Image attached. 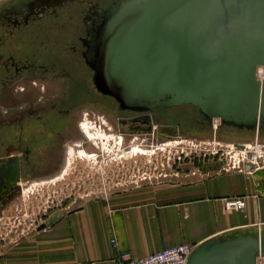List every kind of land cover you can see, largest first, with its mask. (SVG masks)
<instances>
[{
	"label": "water",
	"instance_id": "1",
	"mask_svg": "<svg viewBox=\"0 0 264 264\" xmlns=\"http://www.w3.org/2000/svg\"><path fill=\"white\" fill-rule=\"evenodd\" d=\"M83 56L122 110L191 105L208 122L264 131V0H111ZM258 252L264 236L236 234L197 246L186 264H256Z\"/></svg>",
	"mask_w": 264,
	"mask_h": 264
},
{
	"label": "flooded vegetation",
	"instance_id": "2",
	"mask_svg": "<svg viewBox=\"0 0 264 264\" xmlns=\"http://www.w3.org/2000/svg\"><path fill=\"white\" fill-rule=\"evenodd\" d=\"M110 1L0 0V212L23 181L56 176L73 147L99 138L84 120L89 106L114 101L117 110L108 107L106 117L118 116L122 129H116L125 136L153 127V112L160 108L120 109L95 88L85 62ZM211 122L200 118L191 130L203 132Z\"/></svg>",
	"mask_w": 264,
	"mask_h": 264
},
{
	"label": "crops",
	"instance_id": "3",
	"mask_svg": "<svg viewBox=\"0 0 264 264\" xmlns=\"http://www.w3.org/2000/svg\"><path fill=\"white\" fill-rule=\"evenodd\" d=\"M231 198H243L244 210H226ZM236 234L264 236V168L226 173L207 163L172 184L131 188L54 215L3 251L0 264H118L123 253L139 259Z\"/></svg>",
	"mask_w": 264,
	"mask_h": 264
},
{
	"label": "rangeland",
	"instance_id": "4",
	"mask_svg": "<svg viewBox=\"0 0 264 264\" xmlns=\"http://www.w3.org/2000/svg\"><path fill=\"white\" fill-rule=\"evenodd\" d=\"M108 102L99 101L84 111V120L99 138L95 135L81 147H73L60 175L23 181L19 193L0 212V254L45 228L54 215L75 210L89 200L131 188L172 184L207 163L218 165L223 172L237 159V149L227 146L228 142L264 144V133L221 127L218 119L205 131L192 132L200 117L191 105L160 108L153 112L155 122L149 131L125 136L116 129H122L118 116L109 113L111 117H106L108 107L117 110L114 101L112 105ZM134 147L144 148L146 153L138 154ZM80 151L93 157L82 156Z\"/></svg>",
	"mask_w": 264,
	"mask_h": 264
},
{
	"label": "built area",
	"instance_id": "5",
	"mask_svg": "<svg viewBox=\"0 0 264 264\" xmlns=\"http://www.w3.org/2000/svg\"><path fill=\"white\" fill-rule=\"evenodd\" d=\"M259 70V69H258ZM258 72V71H257ZM263 73V71H262ZM258 78V75H257ZM264 78V77H263ZM263 80V79H261ZM216 127V126H215ZM227 145V144H226ZM237 149L236 157L232 162L227 164V168H223V172H249L244 169V165H255L253 170L264 168V144H243L242 148H237L233 144L227 145ZM248 147V148H247ZM260 164L262 166H260ZM251 170V171H253ZM224 207L226 210L243 211L245 208V202L243 198H231L224 200ZM41 230H44L42 228ZM111 243L115 245V240L112 239ZM195 249V246L190 244H181L178 246L165 248L160 251L151 253L143 258L134 259L130 253H123L118 264H186L188 256ZM256 264H264V257L261 252H258L255 257Z\"/></svg>",
	"mask_w": 264,
	"mask_h": 264
},
{
	"label": "bare ground",
	"instance_id": "6",
	"mask_svg": "<svg viewBox=\"0 0 264 264\" xmlns=\"http://www.w3.org/2000/svg\"><path fill=\"white\" fill-rule=\"evenodd\" d=\"M263 69L259 68L258 72H257V75H258V79L261 80L263 79V73H262ZM229 145L231 144V142H228ZM78 144H82V141H78ZM169 143H167L166 145H168ZM171 144V143H170ZM252 146V145H251ZM248 148V147H247ZM134 152L138 153V154H145L146 153V149L144 148H139V147H134L132 149ZM89 157H93L92 156H89ZM68 164V160L66 159L65 161V165L63 166L62 170L60 173H63V171L65 170V166ZM60 175V174H59Z\"/></svg>",
	"mask_w": 264,
	"mask_h": 264
},
{
	"label": "trees",
	"instance_id": "7",
	"mask_svg": "<svg viewBox=\"0 0 264 264\" xmlns=\"http://www.w3.org/2000/svg\"><path fill=\"white\" fill-rule=\"evenodd\" d=\"M259 132H262V133H264V131H259Z\"/></svg>",
	"mask_w": 264,
	"mask_h": 264
}]
</instances>
